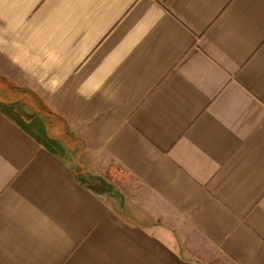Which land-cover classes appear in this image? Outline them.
Here are the masks:
<instances>
[{"label": "crops", "instance_id": "obj_1", "mask_svg": "<svg viewBox=\"0 0 264 264\" xmlns=\"http://www.w3.org/2000/svg\"><path fill=\"white\" fill-rule=\"evenodd\" d=\"M0 79L86 152L0 104V264H264V0H0Z\"/></svg>", "mask_w": 264, "mask_h": 264}, {"label": "rangeland", "instance_id": "obj_2", "mask_svg": "<svg viewBox=\"0 0 264 264\" xmlns=\"http://www.w3.org/2000/svg\"><path fill=\"white\" fill-rule=\"evenodd\" d=\"M5 86H6L5 83L0 82V89H4ZM1 93L2 92L0 91V95H2ZM27 98L28 100L32 99L31 96H28ZM27 102L28 101H26L23 98L13 103L15 111L12 110L11 113L14 115V117L18 121L30 127L36 134H38L42 139H44V141H46L50 146H52L58 152L62 153L72 163V165H74L76 169H78L79 172H82L80 167H81V164L84 163L82 159L85 157L86 152L84 148L82 147V144L80 143V141L72 137L66 138L67 140L66 142H62L60 140L54 141L50 139L47 133L45 132V124L43 122V119L37 113H35L34 109H32L27 104ZM0 104L3 105L1 103V100H0ZM60 133L63 134V130L60 131ZM52 134H55L54 130ZM81 175L84 176L83 173H81ZM101 186L102 184H100V187Z\"/></svg>", "mask_w": 264, "mask_h": 264}, {"label": "trees", "instance_id": "obj_3", "mask_svg": "<svg viewBox=\"0 0 264 264\" xmlns=\"http://www.w3.org/2000/svg\"><path fill=\"white\" fill-rule=\"evenodd\" d=\"M0 82L6 84L4 89H0V91L2 92V95H0V100L3 104L2 106L6 110H8L10 113L12 110L15 111L13 103L19 99L24 98L26 101H28L27 104L32 109H34L35 113H37L42 119L45 120L46 133L49 137L57 138L62 136L64 137L65 141H67L66 138L72 137L69 130L65 127V124L62 119L52 113L35 94H32L27 90H23L13 85H10L4 79H0ZM28 96H31L32 99L28 100ZM61 129L63 130V134L60 133V131H62ZM53 130L55 131V134H52Z\"/></svg>", "mask_w": 264, "mask_h": 264}]
</instances>
